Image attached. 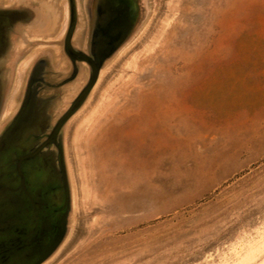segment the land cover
<instances>
[{
	"label": "rangeland",
	"instance_id": "rangeland-1",
	"mask_svg": "<svg viewBox=\"0 0 264 264\" xmlns=\"http://www.w3.org/2000/svg\"><path fill=\"white\" fill-rule=\"evenodd\" d=\"M128 42L67 124L71 212L41 264L230 262L264 235V0H146Z\"/></svg>",
	"mask_w": 264,
	"mask_h": 264
},
{
	"label": "flooded vegetation",
	"instance_id": "flooded-vegetation-1",
	"mask_svg": "<svg viewBox=\"0 0 264 264\" xmlns=\"http://www.w3.org/2000/svg\"><path fill=\"white\" fill-rule=\"evenodd\" d=\"M17 1L0 0V4L14 5ZM30 2L47 11L55 10L57 17L52 23L40 22L24 40L20 54L25 56L19 62L26 60L24 74L16 88L12 112L5 118L14 116L16 126H26L30 133L27 159L15 177H23L27 190L31 229L28 238L37 240L33 254L39 259L51 251L65 229L62 135L69 120L87 101L93 89L92 77L121 38L120 32H109L108 24L122 12L99 0H74L71 10L66 0L62 21L61 7L53 1ZM9 153L23 154L13 149L4 153L0 161L8 160ZM15 167L16 164L12 166Z\"/></svg>",
	"mask_w": 264,
	"mask_h": 264
},
{
	"label": "water",
	"instance_id": "water-1",
	"mask_svg": "<svg viewBox=\"0 0 264 264\" xmlns=\"http://www.w3.org/2000/svg\"><path fill=\"white\" fill-rule=\"evenodd\" d=\"M99 1L105 6L122 12L108 24L111 34L121 33L120 40L114 45V52L107 60L109 61L129 41L142 22L146 13V0ZM17 2L8 6L0 4V159L4 153L11 152L13 149L23 152L20 156L9 153L8 160L0 161V264H41L58 249L65 239L67 219L71 212V194L63 148L64 134L62 148L66 177L65 229L51 251L42 258L36 259L33 254V244L37 240L28 238L31 229L27 190L23 177L19 179L15 177L23 161L27 159L26 150L30 133L26 126H16L14 116L5 118V105L20 59L25 56L20 54L24 40L37 29L40 22H54L53 17L56 18L57 13L55 10L47 11L30 0ZM69 5L72 10L74 0H69ZM107 61L92 77L91 88L94 87L99 72ZM84 104L85 102L81 107ZM14 164H16L15 169L12 168Z\"/></svg>",
	"mask_w": 264,
	"mask_h": 264
},
{
	"label": "bare ground",
	"instance_id": "bare-ground-1",
	"mask_svg": "<svg viewBox=\"0 0 264 264\" xmlns=\"http://www.w3.org/2000/svg\"><path fill=\"white\" fill-rule=\"evenodd\" d=\"M38 38V37H37ZM134 39V38H133ZM138 41V40H137ZM132 41L128 42L116 55V59L118 57H121V54L126 50L129 49V46L131 45ZM123 53V54H124ZM123 56V55H122ZM120 59V58H118ZM115 61V60H113ZM26 65V60L24 61V68ZM111 66V64H110ZM23 67V65H22ZM107 67V66H105ZM23 68V69H24ZM108 71V70H107ZM106 69H102L99 78L97 80V84H95V88L98 85V83L101 81V79L104 77L105 72H107ZM18 73V70H17ZM18 80V79H17ZM16 80V81H17ZM18 82V81H17ZM16 83V82H15ZM93 88V89H95ZM92 95V93H91ZM90 97V96H89ZM89 99V98H88ZM87 99V101H88ZM12 101L8 103V107L11 105ZM86 103V102H85ZM84 106V105H83ZM83 109V108H82ZM71 172V171H70ZM251 233V232H250ZM236 242V241H235ZM227 245V244H226ZM222 264H264V235H262L258 240L250 242L246 247L243 249V251L239 252L237 256L230 262H224Z\"/></svg>",
	"mask_w": 264,
	"mask_h": 264
}]
</instances>
